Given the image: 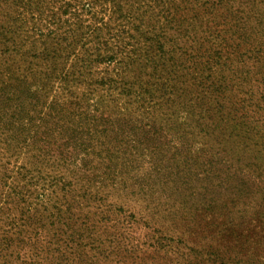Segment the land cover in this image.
<instances>
[{"label":"trees","instance_id":"obj_1","mask_svg":"<svg viewBox=\"0 0 264 264\" xmlns=\"http://www.w3.org/2000/svg\"><path fill=\"white\" fill-rule=\"evenodd\" d=\"M129 123H195L211 143L264 151V0H0V130L49 156V171L1 165L23 205L0 223V264H96L94 250L115 264H157L151 255L172 242L107 216L101 234L83 211L100 199L84 185L67 194L78 173L61 174L66 161H91L80 153L133 161L116 129ZM215 251L211 264H227ZM180 252L183 264H207L196 248Z\"/></svg>","mask_w":264,"mask_h":264},{"label":"rangeland","instance_id":"obj_2","mask_svg":"<svg viewBox=\"0 0 264 264\" xmlns=\"http://www.w3.org/2000/svg\"><path fill=\"white\" fill-rule=\"evenodd\" d=\"M132 124L116 129L123 140L131 141L133 161H96L95 155L80 153L91 161H66L67 171L61 173L68 180H73V170L78 173V182L67 194L79 195L84 185L100 199L83 209L94 227L103 234L110 222L98 226L97 221L107 216L115 223L121 219L117 224L121 231L153 235L151 241L167 237L161 238L172 242L169 250L151 255L157 264H183L180 251L189 247L207 255V264L215 250L230 254L229 260H222L227 264H264V151H244L234 139L225 146L211 143L213 136L197 132L195 123L176 130L158 123ZM0 131V173L5 161L49 171L45 165L49 156L36 157L28 137L16 130ZM114 138L117 142L112 144L117 145L119 138ZM54 154L62 165L60 151ZM14 183V179L0 181V223L20 217L23 204L17 205L9 195ZM77 202L83 200L75 198L73 206ZM95 253L90 252L89 258L96 264L116 263L115 258L101 257L99 250Z\"/></svg>","mask_w":264,"mask_h":264}]
</instances>
